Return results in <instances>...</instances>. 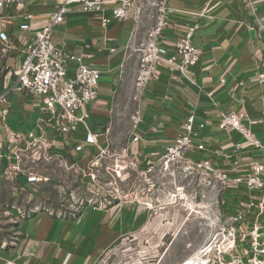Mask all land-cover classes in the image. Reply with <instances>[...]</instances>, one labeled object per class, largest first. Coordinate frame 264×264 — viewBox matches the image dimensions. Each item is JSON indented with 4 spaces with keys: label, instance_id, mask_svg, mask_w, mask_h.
I'll return each mask as SVG.
<instances>
[{
    "label": "crops",
    "instance_id": "obj_1",
    "mask_svg": "<svg viewBox=\"0 0 264 264\" xmlns=\"http://www.w3.org/2000/svg\"><path fill=\"white\" fill-rule=\"evenodd\" d=\"M253 2L258 15L264 17V0ZM57 3L58 0H26L17 12L0 13V33L6 36V42H0V97H5L0 102V182L2 178L10 181V196L15 205L22 206L32 200L35 205L42 202L56 207L62 197L57 179L65 173L75 175L68 167L72 165L82 175H88L87 167L96 156H102L96 153L98 148L86 143L87 132L99 135L96 144L102 150H112L114 107L133 95V86L127 84L135 72L136 58L130 55L127 46L132 37L137 41L143 38L152 20L144 13L137 26L127 20L104 29L97 19L84 14L81 6L70 8L65 22L53 29L52 42L76 54L87 47L88 64L102 73L104 83L98 88L96 101L82 110L84 123L77 126L70 138L56 139L48 150L56 159L38 160L31 152L22 157L18 152L20 139L30 132L41 134L36 124L43 103L19 89L15 72L25 49L35 33L46 27ZM168 5L175 12L169 18L162 42L171 48L177 38L195 28L191 41L201 51V60L194 69V77L206 93H212L213 102L205 96L198 98L185 82L174 80L167 73H157L142 97L140 141L134 143L129 136L121 151H126L125 159L138 167L151 164L182 133L184 117L195 110L199 120L208 121L202 139L213 142L231 156L219 164L229 167L236 162L240 166L239 176H244L249 163L264 162V154L248 148L235 152L234 145L244 139L218 128L217 111L254 116L261 113L264 86L258 80L264 78V29L258 28L239 0H170ZM24 12L32 14L30 30L26 32L19 30ZM73 69L70 65L69 71ZM251 131L261 141L258 136L264 134V127L255 124ZM16 166L19 170L13 169ZM28 175H36L38 181L28 183ZM87 186L105 195V189L96 182ZM141 209L125 198L101 209L87 205L76 218H56L38 211L17 224L16 229L21 233L19 243L0 251V256L16 259L19 255L17 264H94L104 249L142 217Z\"/></svg>",
    "mask_w": 264,
    "mask_h": 264
},
{
    "label": "built area",
    "instance_id": "obj_2",
    "mask_svg": "<svg viewBox=\"0 0 264 264\" xmlns=\"http://www.w3.org/2000/svg\"><path fill=\"white\" fill-rule=\"evenodd\" d=\"M169 1L158 0L156 3L147 4V0H58L46 27L35 33L15 72L19 89L43 103V112L36 124L41 134L36 136L30 132L20 139L18 152L22 157L31 152V156L37 157L38 160L56 159L48 153L54 141L58 138H70L77 126L84 123L82 115L84 107L97 99L102 73L88 64L87 47L76 54L58 48L52 42L53 29L65 22L70 8L74 5L81 6L82 12L97 19L104 29L113 23H123L127 20H132L137 26L147 5L153 7L155 11L153 24L143 38L137 41L132 37L127 46L130 55L136 58L133 98L138 107L132 116L130 130L132 142L140 141L138 129L142 124L141 101L157 73H167L174 80L185 82L195 90L198 98L205 96L207 100L213 102L212 93H206L194 77V69L201 60V51L195 48L191 41L195 28L188 29L183 36L177 38L171 48L162 42L165 30L169 26V18L175 12L168 5ZM239 1L244 10L254 18L258 28L264 29V17L258 15L253 0ZM25 2L26 0H0V13L9 10L17 12ZM21 18L23 22L19 30L29 31L32 14L24 12ZM0 42H6L3 33H0ZM70 65L74 66L72 71H69ZM258 81L264 86V78ZM4 100L5 97H0V102ZM261 101L262 111L255 116L246 112L217 111L218 128L229 134L235 133L244 139V142H237L234 145L235 152L248 148L264 154V143L255 139L251 131V126L255 124L264 127V93ZM2 114L6 115V112L2 111ZM207 125V120L197 118L195 110L187 114L184 117L182 133L165 147L160 160L164 168L175 166L188 175L195 173L202 184L207 182L218 196L221 195L219 198L221 202L217 199L216 203L217 206L221 204L226 211L223 226L217 235L221 237L218 253L228 257L229 262L226 264H264V162L249 163L248 172L244 176H239L240 166L236 162L231 163L229 167L219 164L230 160L231 156L220 151L213 142H205L202 139L201 133ZM46 131L49 135L45 137ZM98 136L96 133L87 132L85 141L98 148L96 153L99 152L103 156L109 152L97 146ZM212 156L217 163L212 161ZM120 157L127 158L126 151L123 150ZM20 159V156L17 157L18 162ZM90 165L95 164L92 162ZM129 165L138 169L135 163ZM68 168L77 170L72 165ZM13 169L19 170L17 166ZM4 175L7 176L8 172ZM37 181L36 175L27 176L28 183ZM79 192L80 196L74 202H69L64 193L61 194L62 197L56 207L42 202L35 205L32 200H27L22 206L15 204L9 206L4 215L10 219L13 231L0 236V251L17 246L21 238V233L16 229L17 224L29 219L38 211H45L48 216L56 218H76L87 205H96L101 209L112 204V200L115 199L108 193L101 196L90 187L81 188ZM69 196L74 200L72 193ZM247 241L249 244L246 246ZM17 258L19 255L16 259L0 256V264H17Z\"/></svg>",
    "mask_w": 264,
    "mask_h": 264
},
{
    "label": "rangeland",
    "instance_id": "obj_3",
    "mask_svg": "<svg viewBox=\"0 0 264 264\" xmlns=\"http://www.w3.org/2000/svg\"><path fill=\"white\" fill-rule=\"evenodd\" d=\"M157 1L147 0V4ZM145 13L152 18L149 22L151 26L155 16L153 7L147 5ZM134 75L135 72L129 76L127 84L131 88L133 86V95L114 107L112 113L115 132L112 150L93 159L95 165L87 167L88 175L74 171L75 175L65 173L57 179L58 190L69 202L78 199L81 188L96 182L105 189V195L114 196L112 203L119 201L117 198H127L142 208V217L104 249L94 264H185L198 253L201 255L200 264H226L228 257L218 253L221 237L217 235L223 226L226 211L216 203L221 195L218 196L207 182L202 184L195 173L188 175L175 166L164 168L160 157L151 164L139 166L137 170L120 157L121 146L130 136L132 116L138 107L133 98ZM102 83L103 78L100 80ZM98 129L102 131L101 127ZM258 138L264 142V134ZM10 185L9 180L2 178L0 236L13 231L10 219L4 215V211L16 203L10 196ZM70 192H73L74 200H71ZM248 244L247 241L246 246ZM208 248L210 250L206 251Z\"/></svg>",
    "mask_w": 264,
    "mask_h": 264
},
{
    "label": "bare ground",
    "instance_id": "obj_4",
    "mask_svg": "<svg viewBox=\"0 0 264 264\" xmlns=\"http://www.w3.org/2000/svg\"><path fill=\"white\" fill-rule=\"evenodd\" d=\"M210 250V248H208L206 251ZM201 255L198 253L194 258H191L189 260H187L185 262V264H200L201 263Z\"/></svg>",
    "mask_w": 264,
    "mask_h": 264
}]
</instances>
